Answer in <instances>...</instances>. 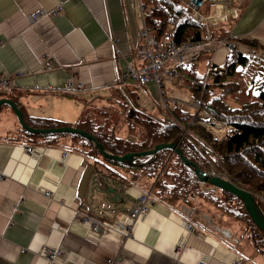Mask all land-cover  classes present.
Returning <instances> with one entry per match:
<instances>
[{
  "label": "crops",
  "instance_id": "1",
  "mask_svg": "<svg viewBox=\"0 0 264 264\" xmlns=\"http://www.w3.org/2000/svg\"><path fill=\"white\" fill-rule=\"evenodd\" d=\"M209 1L208 15H220L221 21L234 15L231 0ZM234 2L232 39L188 56H195L201 74L209 63L225 66L228 42L247 54L254 53L246 39L264 45V0ZM58 6L62 9L54 13ZM39 12L45 13L33 20ZM142 27L139 0H0V77L12 82L9 88L0 83V97L17 100L34 125L43 119L77 125L87 107L110 102L135 44L142 43ZM255 53L264 58L263 48ZM178 63L167 67L183 73ZM70 80L81 87L68 91ZM166 81L177 85L181 80L169 75ZM136 92L146 110L164 111L153 81ZM165 92L170 103L187 106L193 100L174 89L169 94L166 84ZM1 110L0 264H264V256L244 239L233 245L187 203L151 197L150 210L131 217L127 210L147 191L134 176L118 175L123 168L101 155L15 141L18 118L7 106ZM115 133L131 136L125 122ZM89 165L93 170L82 197L79 188ZM91 212L109 224L93 230L82 221ZM228 228L240 234L238 225Z\"/></svg>",
  "mask_w": 264,
  "mask_h": 264
},
{
  "label": "trees",
  "instance_id": "2",
  "mask_svg": "<svg viewBox=\"0 0 264 264\" xmlns=\"http://www.w3.org/2000/svg\"><path fill=\"white\" fill-rule=\"evenodd\" d=\"M141 1L146 5L145 25L160 40L166 34L177 44L232 39L229 32L236 16L228 18L218 27L211 28L195 15L184 0ZM245 41L252 47L254 54L244 53L234 47L224 67L209 63L206 74L197 71L195 57L179 64L184 70L182 82L188 84L191 97L199 102L198 108L194 110L184 108L178 103L167 102L168 108L164 110L166 113L155 115L136 99L137 86L130 83L118 84L117 90L108 99L111 101L110 97L114 94L122 95L118 104L125 112L123 122L127 124L128 132L134 136V140H130V136L117 135L115 129L111 128L113 124L109 113L120 112L118 110L101 109L104 113H98L96 105L91 109L87 107L82 121L74 126L93 134L108 152L117 155L150 150L159 143H177L184 154L202 169L211 173L219 171L221 175L251 191L264 211V59L255 53L257 48L264 49V45L255 39ZM206 52L211 51H201ZM248 66L253 68V73L249 86L243 90L246 98L242 99L237 93H242L241 86L234 77ZM13 100L21 108L25 121L33 127L71 126L48 119L34 125L25 117L21 104ZM3 106L12 110L9 104ZM120 114L123 115V112ZM99 115L102 119H98ZM206 115L226 120L231 125L230 132L221 138L214 136L201 123ZM138 132H141L139 138ZM66 137L72 139L70 144L65 139L60 142V139ZM12 139L41 146L63 145L79 150L88 157L101 155L96 145L81 135L35 134L25 130L20 123ZM105 159L109 164L123 168L124 173L118 175L134 176L144 187L152 183L154 196L166 203L188 201L191 196H196L214 204L224 214L244 225L242 238L255 253L264 256V230L253 221L241 198L220 188L214 190L212 185L202 182L194 168L185 164L177 153L172 154L170 148L160 149L154 154L136 156L131 162ZM114 166L112 169L109 165L112 174L117 173Z\"/></svg>",
  "mask_w": 264,
  "mask_h": 264
},
{
  "label": "built area",
  "instance_id": "3",
  "mask_svg": "<svg viewBox=\"0 0 264 264\" xmlns=\"http://www.w3.org/2000/svg\"><path fill=\"white\" fill-rule=\"evenodd\" d=\"M186 4L192 8L196 15H200V9L203 6L204 0H185ZM141 16L143 19V27L140 32V37L142 38V44H138L135 47V54L131 60H128L124 66V70L120 77L121 80H131L137 85H146L153 81L160 93L163 92V77L165 76H175L176 72L173 68L166 69L167 63L170 61H182L186 60L187 54L189 52L196 50L204 45L203 41L197 42H184L177 44L174 42L169 35H165V38L160 40L156 38L153 34L149 32L146 25L144 24V11L145 6L140 2ZM61 6H58L53 10L54 13L60 12ZM45 12H39L34 14L32 18L37 20ZM202 17V16H201ZM117 52L120 50L117 48ZM139 61V63H138ZM1 83L5 86H9L10 79L1 78ZM74 87L73 81L67 83V89L71 90ZM198 105V103L196 102ZM209 128L213 129L215 132L224 130L226 126L224 121L221 120H208L203 122ZM28 150H31L29 147ZM50 195V192H46ZM149 210L148 196L146 194L141 195L136 201L135 205L129 209V213L133 217L145 214ZM84 223L89 224L94 230L101 228L104 224H109L107 222L99 221L93 214H87L82 220ZM116 225V224H115ZM204 264V263H201ZM237 264V263H234Z\"/></svg>",
  "mask_w": 264,
  "mask_h": 264
},
{
  "label": "water",
  "instance_id": "4",
  "mask_svg": "<svg viewBox=\"0 0 264 264\" xmlns=\"http://www.w3.org/2000/svg\"><path fill=\"white\" fill-rule=\"evenodd\" d=\"M5 103L10 105V107L15 112L20 125L28 132L35 133V134L74 133V134L81 135L85 137L86 139L90 140L91 142H93L103 157L111 159V160H116L119 162H131L136 156L154 154L160 149L170 148L172 150V153H177L185 164L190 165L194 168L196 175L200 178L202 182L208 183L214 186L215 188L226 190L230 193L235 194L239 198H241V200L244 202L246 211L251 216L253 221L262 230H264V211L261 208L260 204L258 203L255 195H253V193L249 191L248 189L237 185L236 183H234L233 181L229 180L228 178L224 176H221L215 173H210L202 169L198 163H196L195 161H192L184 154V152L178 146L177 143H174V142L159 143V144H156L150 150L138 151V152L131 151L123 155H117V154L108 152L105 149L104 145L93 134L86 131L85 129H82L77 126H58V127H45V128L33 127L25 121L21 108L16 104V102L13 99L8 98V97L1 98L0 99V110H1L2 105ZM92 170H93L92 165H89L81 180L79 191L82 197L84 196V193L87 187V182H88V179H89V176Z\"/></svg>",
  "mask_w": 264,
  "mask_h": 264
},
{
  "label": "rangeland",
  "instance_id": "5",
  "mask_svg": "<svg viewBox=\"0 0 264 264\" xmlns=\"http://www.w3.org/2000/svg\"><path fill=\"white\" fill-rule=\"evenodd\" d=\"M231 1H232V6L238 7V3L234 2V0H231ZM228 5H229V3H228ZM226 33H227V31H226ZM252 73H253V68L251 66H248L245 71H243V72L240 71L234 77L235 78L234 80H237L241 86L242 93H240L239 91L237 93L241 96L242 99L246 98V94L243 90L249 86L250 76ZM165 84H166L167 90L169 91V94H171V89H174L176 91L182 92L185 96L192 99L190 96V92H189L187 85L185 83H183L182 81H178L177 85H172L169 81H166ZM156 90H157V93L160 92V90L158 88H156ZM120 96L122 97L121 94H114L110 97L111 101L107 105H101L100 107L98 105H96V107H95V108H97L96 109L97 112L100 111L102 113H104V112L101 109L118 110L120 112H123V115H121L120 112L109 113V115L112 118L111 124H113L111 126V128H114V129L117 128V125H119L121 122H123L124 118H125V112L122 111V109L120 108V106L118 104L119 99H121ZM139 99H140V96L138 97V100ZM139 101L143 102L142 99H140ZM229 101H230V98H229ZM161 103L163 106L162 101H161ZM196 107L198 108V106H196ZM196 107L193 105V102H188V104H187L188 109L194 110V109H196ZM153 113H155V115L156 114L157 115H164L166 113V111L160 112V110H157L156 112H153ZM93 116H95V115L93 114ZM3 118H4V110H1L0 111V121H2ZM98 119H102V117L99 115ZM5 129H6V127L2 128V130H5ZM225 131L226 130L218 131L217 134H219V135H217V136L222 137L223 135H225L227 133V132L225 133ZM137 134H138V138H139V135L141 134V132H138ZM212 134L214 135V133H212ZM129 138H130V140H134V136H130ZM68 144H70V143L68 142ZM216 172L220 174L219 171H216ZM216 172H214V173H216ZM145 188L147 189V192L149 193L152 190V183L146 185ZM214 190H216V188H214ZM153 196H154V194H153ZM155 198H156V200H161L160 198H157V197H155ZM177 202L187 203L193 209L198 210L199 213L202 214V218L206 219L207 223L211 222L212 225L216 226L215 229L218 232H220L228 241H230L235 246L240 244V243L236 244V242L233 239L227 237L219 229L226 230L228 228V226H230V225H233V224L238 225L240 227V234L238 235V237L242 238L243 234H244V229H245V227H243L244 225H242L240 222L235 221L232 217L224 214L221 210L217 209V207L214 204L204 200L203 198H199L196 196H191L188 201L180 200ZM244 242L246 243L245 239H244ZM246 244L255 252V250L248 243H246Z\"/></svg>",
  "mask_w": 264,
  "mask_h": 264
}]
</instances>
